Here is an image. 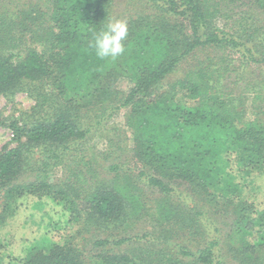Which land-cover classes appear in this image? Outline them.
I'll return each instance as SVG.
<instances>
[{
	"label": "trees",
	"instance_id": "1",
	"mask_svg": "<svg viewBox=\"0 0 264 264\" xmlns=\"http://www.w3.org/2000/svg\"><path fill=\"white\" fill-rule=\"evenodd\" d=\"M120 1L8 0L13 9L0 5V96L11 100L24 91L35 100L22 115L0 118L16 143L0 151V236L6 242L0 238V264H227L225 253L216 251L219 237L211 236L195 252L180 242L175 251L166 240L173 231L200 225L203 214L196 205L187 214L173 205L175 189L169 184L174 182L184 183L192 194L202 192L204 200L229 214L225 239L234 264H264L263 254L253 257L264 252V103H252L258 112L248 118L241 100L244 92L254 94L252 101L264 100L257 88H264V20L252 16L256 21L233 36L215 24L216 0H124L133 9L138 5L124 15L116 10ZM254 1L264 12V0ZM112 19L127 22L125 52L100 59L90 43ZM23 38L27 44L13 48ZM199 49L215 53L198 58ZM228 59L238 65L230 70ZM252 65L259 69L254 82H227L235 68ZM121 80L126 90L119 87ZM120 107L127 109L133 163L142 168L138 175L161 193L149 211L135 194L136 181L118 164L109 167L117 172L110 180L86 182L88 191L79 190L86 183L49 179L53 166H69L92 127L106 120L105 111ZM30 160L36 173L21 181L26 168L34 169ZM27 198L34 209L41 202L60 205L69 214L67 224L93 219L112 239L94 238L93 253L75 235L54 240L44 232L22 245L23 255H9L7 240L29 224L14 222L19 201ZM144 215L153 222L143 238L124 237L135 223H144ZM126 240L139 250L115 251Z\"/></svg>",
	"mask_w": 264,
	"mask_h": 264
},
{
	"label": "rangeland",
	"instance_id": "2",
	"mask_svg": "<svg viewBox=\"0 0 264 264\" xmlns=\"http://www.w3.org/2000/svg\"><path fill=\"white\" fill-rule=\"evenodd\" d=\"M17 1L18 0H16V3H18ZM32 1L35 2V0ZM216 1H218L219 4L218 7L220 9V14H218V16L215 18V24L223 29L224 33L230 32L233 34V36L237 35V33L243 27L250 26V20H253L254 22L256 21V19L252 16H256V18L261 23L264 20V12L261 11L257 5H255L254 0ZM1 2V6H5L4 4H8V8H12L8 0H1ZM10 2H12V0H10ZM11 4L12 6H14L13 3ZM22 5L23 3L21 2V7ZM134 9H138L137 4ZM134 9L131 3L124 2V0H121L116 4V10H118L119 14L124 15L129 12H135ZM245 15H249L251 18L246 19L244 18ZM239 22L242 23V25L238 24ZM16 36L17 34H15L14 37L10 38H15ZM27 42V39L25 38L24 40L23 38L22 43L19 45L15 44L13 48L19 50L20 48H23L24 43L27 44ZM214 53L215 51L213 50L199 49L195 53V57L204 58L205 56ZM231 56L238 57L236 53L231 54ZM230 61H232V66L228 68L231 70L233 66L238 65V61L236 59H228L229 65H231ZM191 62H195L194 58ZM241 67L242 66H240V68H235V70L230 75H228L229 79H227V82L238 80L239 85L243 86L249 81L251 83L254 82L255 79L259 78V69L256 68L255 65L245 66L243 68ZM118 85L124 90H126L127 88V83L125 81H119ZM257 88H260L259 95L264 97V88ZM253 95L254 94L249 92H244L241 95V100L244 101L248 118L253 117V112H258V109H252V103L253 105L261 107L264 103V100L257 98L253 99L252 101ZM34 102L35 100L33 99V97H30L29 95H27V92L24 91H17L13 95L11 100L6 97L0 96V118L5 120L10 117L18 116L25 110H29ZM126 113L127 109L124 107H120L118 109H108L107 111H105L103 117L106 118V120L101 124L92 127V129L94 130L88 134L87 142L84 143V141H82L81 150H79L75 154L74 159L69 160V166L63 164L56 167L53 166L48 172L49 179L51 181L59 182H61L62 180H71L75 181L78 186L86 182L93 184V182L96 183L97 181L99 183L105 179L110 180L112 175L116 174L117 172H112L109 167L113 164H118L126 172H129L132 176V179L136 181L135 183L138 187V190L135 194L137 195L138 199L143 202L142 207L145 210L150 209L155 201L160 198L161 193L160 191H157L155 187L146 185V179H144L143 175H138L139 171L142 168H140V166H138L136 163H133L132 132L127 127L125 122ZM12 137L13 134L9 127L0 124V151L3 149L4 145L9 147L16 145V143L11 140ZM36 156L37 153L34 154V158ZM30 163V167H34V169L26 168L23 174L20 176L19 180L23 181L28 178L31 179L35 175L36 169L34 166V161L30 160ZM263 180L260 181V184L261 186H263L264 194ZM169 187H173V189H175V194L173 195L172 201L173 205L178 210L186 212L187 214V212L191 210V207L193 205H196L198 208H201L200 210L203 212V214L200 215L201 219L198 220L201 227L200 225H194V228L181 229L178 232L173 231L171 238L166 239L172 244V249L175 250V243L180 242L186 245L184 250L195 252L198 249L204 247L206 243L211 239V236H216L219 237V245L216 248L217 253H225L224 260H227V264H234L229 256H227L229 255L227 253L229 245L226 243L225 239L226 231L227 229H229L231 223V217L228 216L229 214L226 215L223 210H221L220 206L204 200V194L202 192H196L193 190L194 193L192 194L191 190L187 189L184 183H170ZM79 190L80 192H83L85 190L88 191L89 188L87 187V183L85 185H82ZM195 193H197V195H195ZM262 199V196L258 197L259 201H262ZM1 201L2 193H0V203ZM19 202V206L15 212L16 215L14 216V222L19 226L21 222H23L24 220H28L29 226L27 225L26 228L17 227L18 229L15 233L14 239L12 241L7 240L9 242V245L6 247V249L9 255H23L22 245L32 242L44 232H46V235L54 240H59V237L61 235H75L76 240H80V243L83 245L84 250H86L87 252L91 251L93 253L94 251L91 249V247L94 238L99 237L107 238L109 240L112 239V237L109 236L105 229L101 228L100 226L99 228H97L98 225L94 223L93 219L84 220V217H81V219H79L77 222L67 224L69 214H67L68 212L65 209H62L60 205L54 204L52 202H49L48 204H42L41 202L42 206L40 208L36 207L34 209L31 208L33 199H22ZM191 212H193V210ZM144 218L147 219H141V221L144 223H135L133 227L129 228L128 231L123 234L124 237L132 240L139 237L143 238L145 232L150 229L149 225L153 222L150 221L148 215H144ZM133 221L134 220H131L129 221V223H132ZM195 221L197 222V218H195ZM214 226L218 227L219 231H215V228L212 229ZM105 228L108 227L105 225ZM172 229H175V226H172ZM159 232L160 230L158 229L155 231V234L158 235ZM0 238L3 242V245L6 246L5 239H3V237L1 236ZM141 241H143V239ZM110 245L113 246L112 244ZM139 248V246L135 247V244L133 242L126 240L125 243L121 244L120 248L115 249V251L134 252L136 250L138 251ZM1 250L4 249L1 248ZM178 250V255L183 256L181 249L178 248ZM257 254L264 255V252L258 251L253 255V257H255ZM1 255L5 260L4 262L10 259L6 256V253Z\"/></svg>",
	"mask_w": 264,
	"mask_h": 264
},
{
	"label": "clouds",
	"instance_id": "3",
	"mask_svg": "<svg viewBox=\"0 0 264 264\" xmlns=\"http://www.w3.org/2000/svg\"><path fill=\"white\" fill-rule=\"evenodd\" d=\"M128 36L127 22L119 19L110 20L102 30L94 34L90 47L100 59H116L125 52L124 41Z\"/></svg>",
	"mask_w": 264,
	"mask_h": 264
}]
</instances>
